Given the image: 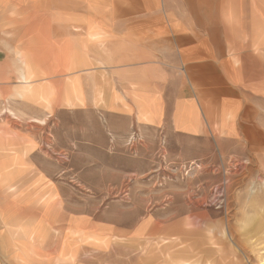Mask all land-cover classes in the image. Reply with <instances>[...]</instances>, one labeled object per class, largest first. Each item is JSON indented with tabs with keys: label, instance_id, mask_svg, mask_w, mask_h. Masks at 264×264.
I'll use <instances>...</instances> for the list:
<instances>
[{
	"label": "crops",
	"instance_id": "0c3cea01",
	"mask_svg": "<svg viewBox=\"0 0 264 264\" xmlns=\"http://www.w3.org/2000/svg\"><path fill=\"white\" fill-rule=\"evenodd\" d=\"M82 119L104 143L135 131L183 158L261 153L264 0H0V264L74 263L59 256L64 194L36 190L35 151L50 120L58 143L82 141Z\"/></svg>",
	"mask_w": 264,
	"mask_h": 264
},
{
	"label": "rangeland",
	"instance_id": "374dc122",
	"mask_svg": "<svg viewBox=\"0 0 264 264\" xmlns=\"http://www.w3.org/2000/svg\"><path fill=\"white\" fill-rule=\"evenodd\" d=\"M50 121L49 139L35 151V187L64 194L69 224L59 256L73 264H176L168 254L183 246L194 248L191 264H264V151L207 144L199 157L183 158L161 135L134 131L104 143L94 119H82V141H70L68 130L61 144ZM179 230L193 234L180 239Z\"/></svg>",
	"mask_w": 264,
	"mask_h": 264
}]
</instances>
